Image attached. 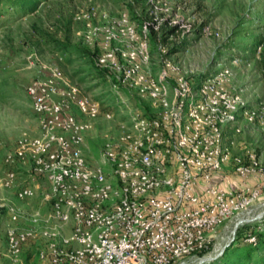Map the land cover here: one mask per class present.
Segmentation results:
<instances>
[{
  "label": "built area",
  "instance_id": "obj_1",
  "mask_svg": "<svg viewBox=\"0 0 264 264\" xmlns=\"http://www.w3.org/2000/svg\"><path fill=\"white\" fill-rule=\"evenodd\" d=\"M115 26L127 40L125 50L114 54V35L103 27L96 66L114 75L112 89L144 98L156 114L129 115L116 138L105 141L98 163L90 165L80 146L100 114L97 103L74 85L63 83L64 90H58L57 68L48 80L26 87L39 135L21 136L2 163H27L32 176L43 179L47 192L41 201L48 210L6 208L9 225L0 255L12 262H18L23 246L40 240L38 264H185L210 243L219 255L241 228L264 231V164L252 151L232 153L238 122L253 123L259 110L228 90L226 68L194 85L164 59L159 76L148 75L142 70L146 46L133 42L124 15ZM167 78L173 80L171 98L163 84ZM225 169L236 179L232 184L222 183ZM14 182L15 173L8 171L0 187L9 190ZM33 189L37 185L22 186L14 197L29 200ZM21 221L26 228L13 227ZM217 238L223 246L214 244ZM243 242L256 244L249 234Z\"/></svg>",
  "mask_w": 264,
  "mask_h": 264
},
{
  "label": "rangeland",
  "instance_id": "obj_2",
  "mask_svg": "<svg viewBox=\"0 0 264 264\" xmlns=\"http://www.w3.org/2000/svg\"><path fill=\"white\" fill-rule=\"evenodd\" d=\"M83 14L89 19L78 18ZM122 15L133 30V42L146 46L142 70L148 75L157 78L164 59L175 63L194 85L222 68L228 70V90L238 93L248 108L259 110L260 117L251 124L238 122L241 129L234 137L232 153L243 156L252 151L264 164V0H37L25 11L0 1V180L8 171L15 173L11 189L0 187L1 251L3 231L9 225L8 206H18L24 213L48 210L41 201L47 192L43 179L32 176L27 163H2L21 136L39 135L25 93L33 80H48L51 69L57 68L62 78L54 83L58 90H64L63 83L74 85L79 95L97 103L100 114L90 122L83 142L82 156L90 165L98 163L105 141L116 138L119 124H126L129 115L155 116L156 110L144 98L112 89L114 75L96 66L103 27L114 35L110 44L114 54L119 56L125 50L127 40L115 26ZM163 84L171 98L172 78ZM72 113L79 118L74 107ZM106 113L110 114L108 120L103 118ZM102 169L110 172L108 167ZM225 170L228 174L222 183L232 184L236 179ZM35 185L33 198L15 199L18 188ZM13 227L23 229L27 223L21 221ZM249 230L239 229L234 242L219 255L214 256L210 243L185 264L203 259L208 261L202 264H264V237L253 248L243 242ZM217 243L224 244L219 238ZM42 246L40 240L30 242L22 247L18 262L0 255V264H38L37 251Z\"/></svg>",
  "mask_w": 264,
  "mask_h": 264
},
{
  "label": "trees",
  "instance_id": "obj_3",
  "mask_svg": "<svg viewBox=\"0 0 264 264\" xmlns=\"http://www.w3.org/2000/svg\"><path fill=\"white\" fill-rule=\"evenodd\" d=\"M1 2L7 3L11 8L17 10V11H25L29 8H33L36 4L37 0H0ZM246 234L253 235L256 240V244L254 246H251L253 248L257 247L259 243V238L264 237V231L263 232H257L253 230H249ZM244 238V237H243ZM249 245V244H247ZM264 255V253H263Z\"/></svg>",
  "mask_w": 264,
  "mask_h": 264
},
{
  "label": "bare ground",
  "instance_id": "obj_4",
  "mask_svg": "<svg viewBox=\"0 0 264 264\" xmlns=\"http://www.w3.org/2000/svg\"><path fill=\"white\" fill-rule=\"evenodd\" d=\"M208 260L207 259H203V260H200L198 264H202L204 262H207Z\"/></svg>",
  "mask_w": 264,
  "mask_h": 264
},
{
  "label": "crops",
  "instance_id": "obj_5",
  "mask_svg": "<svg viewBox=\"0 0 264 264\" xmlns=\"http://www.w3.org/2000/svg\"><path fill=\"white\" fill-rule=\"evenodd\" d=\"M83 142H84V138H83ZM80 151H81V153H82V151H83V143H82V145L80 146ZM82 155H83V153H82Z\"/></svg>",
  "mask_w": 264,
  "mask_h": 264
}]
</instances>
